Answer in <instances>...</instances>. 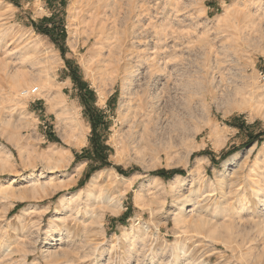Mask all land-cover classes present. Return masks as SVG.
I'll return each instance as SVG.
<instances>
[{
  "label": "rangeland",
  "instance_id": "obj_1",
  "mask_svg": "<svg viewBox=\"0 0 264 264\" xmlns=\"http://www.w3.org/2000/svg\"><path fill=\"white\" fill-rule=\"evenodd\" d=\"M261 72L264 0H0V264H264Z\"/></svg>",
  "mask_w": 264,
  "mask_h": 264
},
{
  "label": "bare ground",
  "instance_id": "obj_2",
  "mask_svg": "<svg viewBox=\"0 0 264 264\" xmlns=\"http://www.w3.org/2000/svg\"><path fill=\"white\" fill-rule=\"evenodd\" d=\"M100 19H101V18H100ZM109 52H110V51H109ZM260 78H261V76H260ZM136 105H137V104H136ZM140 105H141V104H140ZM133 110H134V109H133ZM129 111H130V110H129ZM129 113H130V112H129ZM132 113H133V112H132ZM140 114H141V113H140ZM130 115H131V113H130ZM129 117H130V116H129ZM144 117H145V116H144ZM130 118H131V117H130ZM130 118H129V120H130ZM135 118H136V117H135ZM142 118H143V117H142ZM151 120H152V119H151ZM157 120H158V119H157ZM126 121H127V120H126ZM134 121H135V120H134ZM134 121H133V123H134ZM147 121H148V120H147ZM152 121H153V120H152ZM152 121H151V123H152ZM129 122H132V121L130 120ZM129 122H128V123H129ZM148 122H150V119H149ZM148 122H146L147 126H148V124H151V123H148ZM136 123H137V122H136ZM136 123H134V124H136ZM158 123H159V121H158ZM132 126H135V125L132 124ZM132 126H131V129H132ZM145 126H146V125L144 124V129H143V130H145V131H143V132H146V131H147V130L145 129ZM149 126H150V125H149ZM159 126H160V125H159ZM159 126H158V127H159ZM147 128H148V127H147ZM152 128H153V127H152ZM131 129H130V131H131ZM149 129H150V128H149ZM153 130H154V129H153ZM150 131H151V130H150ZM132 132H133V131H132ZM143 132H142V135H143ZM155 132H157V131H155ZM130 133H131V132H129V134H130ZM151 133H153V131H152ZM151 133H150V134H151ZM160 133H161V131H160ZM131 134H133V133H131ZM147 134H148V132L145 133V135H147ZM153 134H155V133H153ZM153 134H152V136H154ZM156 134H158V133H156ZM138 135H139V134H138ZM140 135H141V134H140ZM130 136H132V135H129V138H130ZM134 137H136V136H134ZM141 137H142V136H140V138H141ZM146 137H147V136H146ZM156 137H157V136H156ZM132 138H133V137H132ZM140 138H139V139H140ZM143 138L145 139V136L142 137V139H143ZM153 138H154V137H153ZM136 139H138V138H136ZM154 139H156V138H154ZM160 139H162V138L160 137ZM130 140H131V139H130ZM134 140H135V139H134ZM141 141H142V140H141ZM136 142H139V141H136ZM101 171H102V170H101ZM101 173H102V172H101ZM101 173H100V171H99L98 173H96V174L92 177V180H91V186H93V187L90 188V189L88 190V193H87V194H88L89 196H93V195L97 196V195H96V194H97L96 192H99V188H100V187H103V186H101V185H102V184H101L102 181L100 182V180H99V179L101 178ZM103 173H104V172H103ZM103 173H102V174H103ZM133 176H135V175H133ZM133 176H132L131 178H129V180H132V179H133ZM135 177H136V176H135ZM181 177H182V176L177 175V176L175 177V179H179V178H181ZM107 178H108V177H107ZM107 178H106V179H107ZM122 178H123V179H124V178H125V179H128L127 177H124V176H122ZM134 179H135V178H134ZM104 181H105V180H104ZM106 181H107V180H106ZM108 181H109V180H108ZM108 181H107V183H108ZM110 181H111V179H110ZM113 181H115V179H114ZM126 182H127V181H126ZM129 182H130V181H129ZM132 182H133V181H132ZM116 183H117V182H116ZM133 183H134V182H133ZM109 184H111L112 187H113V185H114V183L112 184L111 182H110ZM119 184H120V183H119ZM116 185H117V184H116ZM104 186H105V185H104ZM108 186H109V185H108ZM108 186H107V187H108ZM131 186H132V185H131ZM89 187H90V186H89ZM112 187H111V188H112ZM129 187H130V186H129ZM43 188H44V187H43ZM38 189H39V187L36 186V185L33 187V190H34L36 193L38 192ZM122 189H123V188H122ZM101 190H102V189H101ZM108 190H109V189H108ZM116 190H117V189H116ZM103 191H104V188H103ZM106 191H107V190H106ZM118 191H119V190H118ZM103 193H105V191H104ZM99 194H102V191H101V193H99ZM109 194H110V193H109ZM102 195H103V194H102ZM102 195H101V196H102ZM98 196H99V195H98ZM101 196H100V197H101ZM110 198H111V196L108 195V196H102L100 199H101V200H102V199L105 200V199H110ZM98 199H99V198H98ZM118 200H119V199H118ZM97 201H98V200H97Z\"/></svg>",
  "mask_w": 264,
  "mask_h": 264
},
{
  "label": "trees",
  "instance_id": "obj_3",
  "mask_svg": "<svg viewBox=\"0 0 264 264\" xmlns=\"http://www.w3.org/2000/svg\"><path fill=\"white\" fill-rule=\"evenodd\" d=\"M49 19H51V18H44V19H42V21H41V23L43 24V26H40L39 24H37V27H41L42 28V30L41 31H43V33H47L48 34V30H47V28L44 26V24H46L48 21H50ZM98 121L97 120H95V117L93 116V118L91 119V125H92V128H93V132H97V128H98ZM52 138H54L53 136H52ZM55 139V138H54ZM93 147H94V150L95 151H99V150H104V149H108V146H104V145H102L101 143H99L97 140H95L94 141V143H93ZM86 151H87V149H86ZM86 151H84V153L86 152ZM78 157V156H77ZM95 160V159H94ZM108 160H107V157H105L104 158V160H103V162H102V164H108V162H107ZM103 166V165H102ZM101 167H97L95 170H97V169H100ZM119 169V171H121L122 173H124V171L121 169V168H118ZM157 173V175H160V176H163V177H167V175H171V173H183L182 171H180V170H173V171H171V172H167V171H165V170H160V171H158V172H156ZM89 175H91V174H89ZM127 213H125L124 215H123V217H121L120 218V220H123V221H125V218H127Z\"/></svg>",
  "mask_w": 264,
  "mask_h": 264
},
{
  "label": "built area",
  "instance_id": "obj_4",
  "mask_svg": "<svg viewBox=\"0 0 264 264\" xmlns=\"http://www.w3.org/2000/svg\"><path fill=\"white\" fill-rule=\"evenodd\" d=\"M260 76H261V80L264 81V72H261V73H260ZM36 92H37V90H32V91H30L31 94H34V93H36Z\"/></svg>",
  "mask_w": 264,
  "mask_h": 264
}]
</instances>
